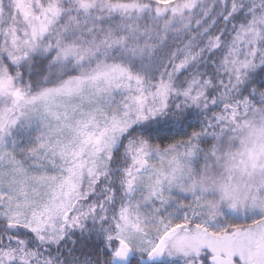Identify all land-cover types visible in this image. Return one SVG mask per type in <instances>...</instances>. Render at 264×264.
<instances>
[{"label": "snow or ice", "instance_id": "snow-or-ice-1", "mask_svg": "<svg viewBox=\"0 0 264 264\" xmlns=\"http://www.w3.org/2000/svg\"><path fill=\"white\" fill-rule=\"evenodd\" d=\"M0 264H264V0H0Z\"/></svg>", "mask_w": 264, "mask_h": 264}]
</instances>
